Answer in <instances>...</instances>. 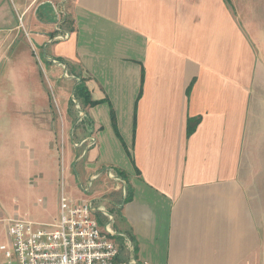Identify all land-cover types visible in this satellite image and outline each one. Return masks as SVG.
<instances>
[{
    "label": "crops",
    "instance_id": "crops-1",
    "mask_svg": "<svg viewBox=\"0 0 264 264\" xmlns=\"http://www.w3.org/2000/svg\"><path fill=\"white\" fill-rule=\"evenodd\" d=\"M42 60L84 86L65 166ZM62 194L117 264H264V0H0V246Z\"/></svg>",
    "mask_w": 264,
    "mask_h": 264
},
{
    "label": "built area",
    "instance_id": "built-area-1",
    "mask_svg": "<svg viewBox=\"0 0 264 264\" xmlns=\"http://www.w3.org/2000/svg\"><path fill=\"white\" fill-rule=\"evenodd\" d=\"M93 210L90 202L71 204L62 194L59 215L52 223L10 218L8 243L0 250L18 264H117L119 247L101 229Z\"/></svg>",
    "mask_w": 264,
    "mask_h": 264
},
{
    "label": "rangeland",
    "instance_id": "rangeland-1",
    "mask_svg": "<svg viewBox=\"0 0 264 264\" xmlns=\"http://www.w3.org/2000/svg\"><path fill=\"white\" fill-rule=\"evenodd\" d=\"M14 34V31L11 33ZM11 35L10 38H13ZM18 38V37H17ZM20 39V38H18ZM22 39V38H21ZM13 54V53H11ZM40 68L43 73V83L44 87L48 91L51 100V113L52 119L55 121L54 126V146L58 149V155L60 157L61 162H63V156L68 147L72 145L67 141V135L69 133V128L67 127V122L71 121L74 117V114L68 112L67 114L62 111L64 102L67 101V96H71L76 84V80L71 78L62 77L60 75L61 69H56L50 67L46 63L40 61ZM29 82V80H28ZM71 99V98H70ZM79 103V101L77 100ZM69 100V106H70ZM72 108V107H71ZM64 165V162H63ZM65 166V165H64ZM64 166H62V172L64 171ZM64 172L61 176V183L64 182ZM8 243V236L6 237V241L4 244ZM0 264H17L16 259L14 258L11 263L0 253Z\"/></svg>",
    "mask_w": 264,
    "mask_h": 264
},
{
    "label": "trees",
    "instance_id": "trees-1",
    "mask_svg": "<svg viewBox=\"0 0 264 264\" xmlns=\"http://www.w3.org/2000/svg\"><path fill=\"white\" fill-rule=\"evenodd\" d=\"M75 93L77 94V96H80L81 98H83L84 95V86L82 84L81 81H79L76 86H75ZM90 103H95L94 101H90Z\"/></svg>",
    "mask_w": 264,
    "mask_h": 264
}]
</instances>
